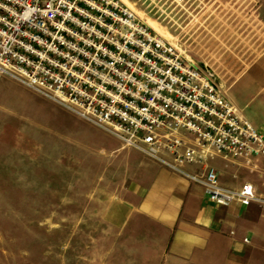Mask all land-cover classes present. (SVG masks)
I'll list each match as a JSON object with an SVG mask.
<instances>
[{
    "label": "built area",
    "instance_id": "1",
    "mask_svg": "<svg viewBox=\"0 0 264 264\" xmlns=\"http://www.w3.org/2000/svg\"><path fill=\"white\" fill-rule=\"evenodd\" d=\"M2 77L201 185L215 205L264 208L251 182L224 185L207 164L213 153L253 164L264 131L232 106L210 68L122 0H0Z\"/></svg>",
    "mask_w": 264,
    "mask_h": 264
},
{
    "label": "rangeland",
    "instance_id": "2",
    "mask_svg": "<svg viewBox=\"0 0 264 264\" xmlns=\"http://www.w3.org/2000/svg\"><path fill=\"white\" fill-rule=\"evenodd\" d=\"M128 1L172 43L203 4ZM0 96V264H127L102 217L121 184V156L137 150L9 77L0 78ZM262 99L256 93L243 108L258 128ZM250 174L262 181L264 164Z\"/></svg>",
    "mask_w": 264,
    "mask_h": 264
},
{
    "label": "crops",
    "instance_id": "3",
    "mask_svg": "<svg viewBox=\"0 0 264 264\" xmlns=\"http://www.w3.org/2000/svg\"><path fill=\"white\" fill-rule=\"evenodd\" d=\"M202 2L174 44L215 73L232 106L249 120L243 108L256 93L264 102V0ZM146 21L165 35L155 21ZM121 163V184L106 200L102 218L120 237L115 250L127 255V264H264V208L215 205L201 185L139 151L128 149ZM207 164L222 184L248 181L264 195V179L250 174L263 167L264 155L249 165L213 153Z\"/></svg>",
    "mask_w": 264,
    "mask_h": 264
},
{
    "label": "bare ground",
    "instance_id": "4",
    "mask_svg": "<svg viewBox=\"0 0 264 264\" xmlns=\"http://www.w3.org/2000/svg\"><path fill=\"white\" fill-rule=\"evenodd\" d=\"M136 11V10H135ZM137 12V11H136ZM138 13V12H137ZM139 14V13H138Z\"/></svg>",
    "mask_w": 264,
    "mask_h": 264
}]
</instances>
